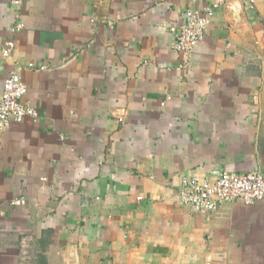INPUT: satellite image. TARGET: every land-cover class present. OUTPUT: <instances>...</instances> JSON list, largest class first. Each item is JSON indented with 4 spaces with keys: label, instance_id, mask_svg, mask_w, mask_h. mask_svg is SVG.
<instances>
[{
    "label": "crops",
    "instance_id": "obj_1",
    "mask_svg": "<svg viewBox=\"0 0 264 264\" xmlns=\"http://www.w3.org/2000/svg\"><path fill=\"white\" fill-rule=\"evenodd\" d=\"M13 1L0 98L18 70L38 117L0 132V264H264V201L176 199L184 176L264 174V0H225L188 67L172 29L216 0Z\"/></svg>",
    "mask_w": 264,
    "mask_h": 264
},
{
    "label": "built area",
    "instance_id": "obj_2",
    "mask_svg": "<svg viewBox=\"0 0 264 264\" xmlns=\"http://www.w3.org/2000/svg\"><path fill=\"white\" fill-rule=\"evenodd\" d=\"M251 9H255L257 0H245ZM23 0H14L15 6H20ZM153 5H164L168 0H150ZM225 0H216L203 12L186 10L184 22L176 29H172L174 38L172 49L183 57L182 66L188 67L191 63L195 47L206 38L208 27L224 5ZM25 28L20 16L11 28L15 36ZM14 38L8 40L0 49V60L9 59L15 49ZM29 68H36L34 63ZM46 67H42L45 69ZM28 88L18 70L8 73L3 83L0 98V132L7 130L13 123H23L27 118H37L38 113L24 98ZM122 121V120H121ZM212 179L200 176H184L181 179L176 199L189 207L194 213L207 216L218 211L223 203L242 201L246 205H253L264 201V174L258 170L245 173H231L222 169L212 172ZM17 201L14 205H18ZM206 264H212L210 260Z\"/></svg>",
    "mask_w": 264,
    "mask_h": 264
}]
</instances>
